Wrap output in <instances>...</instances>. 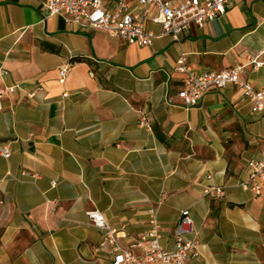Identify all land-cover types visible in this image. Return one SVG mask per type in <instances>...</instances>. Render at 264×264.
I'll return each instance as SVG.
<instances>
[{"label":"crops","instance_id":"crops-1","mask_svg":"<svg viewBox=\"0 0 264 264\" xmlns=\"http://www.w3.org/2000/svg\"><path fill=\"white\" fill-rule=\"evenodd\" d=\"M45 4L0 0V86H19L0 107L11 149L0 156V264H110L92 210L142 255L150 208L167 250L191 211L198 253L187 264H264V192L242 185L264 149V110L233 83L184 107L187 73L176 69L181 55L197 73L245 64L242 77L262 87L264 0H236L180 41L158 35L149 46L81 28ZM213 185L222 197L207 192Z\"/></svg>","mask_w":264,"mask_h":264},{"label":"built area","instance_id":"built-area-1","mask_svg":"<svg viewBox=\"0 0 264 264\" xmlns=\"http://www.w3.org/2000/svg\"><path fill=\"white\" fill-rule=\"evenodd\" d=\"M236 0H46V9L49 15L65 13V20L78 24L81 28H97L111 37L125 39L130 44L149 46L158 35H170L180 41L182 36L192 28H202L207 22L222 14ZM44 21V19H42ZM153 22L161 26L160 33L148 28ZM259 55H249V63L257 68L262 62ZM72 65L68 62L60 67V82L63 83ZM245 64L235 65L219 71L210 70L197 73L187 62V57L181 55L176 62L178 71L186 72L182 88L178 92L180 105L184 107L196 106L200 103L209 88L222 89L230 83L238 85L243 95L252 102L253 111L264 110V85L254 86L242 77ZM3 74L6 70L1 69ZM19 86H0L1 100L8 94L14 93ZM42 90V87H38ZM35 95V91L28 94ZM67 96V92L63 94ZM140 124L150 127L145 115L141 116ZM0 156L9 158L11 149L0 140ZM248 179L242 183L245 188L251 189L255 195L264 192V149L259 156L250 161ZM37 177L38 174H33ZM211 177V176H209ZM55 183V182H53ZM208 193L214 192L216 197L224 195L221 186H211ZM152 229L142 237L147 242L142 255L134 254L129 248L120 244L104 215L98 210L88 212L93 223L103 229L105 233L101 246L111 249L113 257L110 264H187L191 256L198 253V241L189 238L193 231V217L186 208L180 213L176 226L174 245L172 249H165L160 243L159 223L156 209L150 208ZM139 245L141 243H138Z\"/></svg>","mask_w":264,"mask_h":264}]
</instances>
